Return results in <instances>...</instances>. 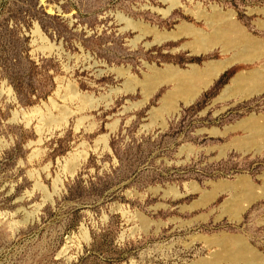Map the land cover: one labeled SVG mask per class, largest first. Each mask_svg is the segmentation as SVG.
<instances>
[{
    "label": "rangeland",
    "instance_id": "1",
    "mask_svg": "<svg viewBox=\"0 0 264 264\" xmlns=\"http://www.w3.org/2000/svg\"><path fill=\"white\" fill-rule=\"evenodd\" d=\"M262 7L264 0H0V264H213L226 245L236 248L235 237L264 264V132L251 128L264 131V90L231 83L260 68L264 77V48L195 99L181 92L186 75L176 72L201 86L204 63L233 53L197 42L179 24L213 37L207 19L231 9L264 39ZM155 27L178 35L162 39ZM62 111L72 113L67 125L57 122ZM221 181L230 188H216Z\"/></svg>",
    "mask_w": 264,
    "mask_h": 264
},
{
    "label": "bare ground",
    "instance_id": "2",
    "mask_svg": "<svg viewBox=\"0 0 264 264\" xmlns=\"http://www.w3.org/2000/svg\"><path fill=\"white\" fill-rule=\"evenodd\" d=\"M170 2V1H169ZM196 6V5H195ZM197 6H198V4H197ZM214 6V5H213ZM217 6V5H216ZM183 7L185 8V6L183 5ZM196 8V7H195ZM216 8H218V6L216 7ZM222 8V7H221ZM189 10H190V8H188ZM198 9V8H197ZM196 9V10H197ZM223 9V8H222ZM254 9V8H253ZM262 9H263V7H262ZM214 10V9H213ZM221 10V9H220ZM219 10V11H220ZM254 10H256V9H254ZM264 10V9H263ZM230 11H231V9H230ZM228 12V18H226V17H224V15L223 14H218L217 12V14L216 13H212V15L213 14H216V16L215 17H217V19L214 17V18H208L207 19V21L209 22V24L208 25H210V27L213 29V30H211V31H213V37H206V36H204L202 33H205V32H203L204 30H202L201 28H199V27H196L195 25H193V24H190V23H188V22H186V21H184V22H182L181 24H179L178 25V30H179V32H183V31H186V33H189V34H191L196 40H197V42H200V43H205V44H207V43H217V44H221V46H222V52L221 53H223V54H228L229 52H233L232 53V56H230V57H226L225 59H221V60H215V61H208V62H206V63H204L205 64V70L207 71V74H208V77H207V79L205 80V82L202 84L201 83V86H195V84H194V80L197 78L196 76H194L193 74L191 75L188 71H182L181 70V68L180 69H178L176 72L177 73H180V74H183V75H186V78H185V80H184V83L181 85V88H182V93L184 92V93H188V92H190V93H192L191 94V97L189 98V99H195L204 89H206L207 87H209V85L210 84H212L213 82H214V80L220 75V73L223 71V70H225L226 68H228L230 65H232L233 63H235V62H239V61H242V62H246V61H248V60H250V62H251V60L253 61V59H251V58H254L255 59V57H256V60H257V57H259V53L258 54H255L256 52H258V51H260L262 48H264V39H259V38H255V37H252L248 32H246L245 31V28L243 27V26H241V24L240 23H238V21L236 20V18H235V16H234V13H233V11L232 12ZM259 11V10H258ZM260 11H261V8H260ZM167 12V11H166ZM186 12H187V9H186ZM190 12V11H189ZM193 12V11H192ZM227 12H225V13H227ZM252 12H253V10H252ZM196 13H198L197 11H196ZM220 13V12H219ZM258 13V12H257ZM261 13V12H260ZM123 14V13H122ZM210 14V13H209ZM193 15H194V13H193ZM166 16V15H165ZM204 16H206V15H204ZM203 16V17H204ZM121 18V17H120ZM199 18H200V14H199ZM123 19H125V18H123ZM132 19V18H131ZM135 21V20H134ZM138 21V20H137ZM264 21V20H263ZM192 23V22H191ZM260 23V22H259ZM137 25V27H142V24L140 23V22H137V23H135L134 22V25ZM261 24H263V23H261ZM261 24H260V26H261ZM148 25V24H147ZM207 25V24H206ZM149 26V25H148ZM209 27V28H210ZM152 28V27H151ZM210 28V29H211ZM263 28V27H262ZM144 29V28H143ZM142 29V30H143ZM155 29V32L157 33V35L159 36V37H161L162 39H168V38H172V37H175V36H177L178 35V32L177 31H170V30H164V31H160L159 29H158V27H155L154 28ZM177 29V28H176ZM39 30V29H38ZM147 30V29H146ZM145 31V30H144ZM142 32V31H141ZM148 32V31H147ZM208 32V31H207ZM206 32V33H207ZM143 33V32H142ZM36 34V33H35ZM188 34V35H189ZM145 35V34H144ZM155 35V34H154ZM39 36V35H38ZM141 36V35H140ZM190 36V35H189ZM186 37V36H185ZM43 38V37H42ZM140 39V38H139ZM174 39V38H173ZM41 40H44V38L43 39H41ZM45 41V40H44ZM44 41H43V44H44ZM50 41V40H49ZM187 42H190V41H187ZM193 45H194V43H193ZM192 46V45H191ZM195 46H199V45H195ZM218 46V45H217ZM216 46V47H217ZM54 47H56L55 46V44H54ZM45 48H47V47H45ZM186 48V47H185ZM199 48V47H198ZM184 49V48H183ZM207 49V48H206ZM210 49V48H209ZM50 50V49H49ZM200 50V49H199ZM211 50H212V48H211ZM48 51V50H47ZM52 51V50H51ZM51 51H50V53H51ZM201 51V50H200ZM204 51H206V50H204ZM208 51V50H207ZM48 53H49V51H48ZM230 54V53H229ZM252 54H254V56L255 57H253V55ZM58 55V54H57ZM250 55H252V56H250ZM262 55L264 56V51H263V53H262ZM248 56L249 57H251V58H248ZM78 58V57H77ZM89 59V58H88ZM191 64H193V63H191ZM261 66V65H260ZM264 66V65H263ZM192 67H193V65H192ZM191 68V67H190ZM230 68V67H229ZM255 69V68H254ZM114 71H120L121 69L119 68V69H113ZM166 70H172V66H168V69H166ZM259 70H262L261 68L259 69ZM259 70H257V73H254V72H256L255 70H253V71H249V72H247V74L246 75H243V73L242 72H239L238 74H236L235 76H234V78L233 79H231L232 81H231V83L233 84V85H237V86H239V87H245L246 86V90L245 91H247L248 93L249 92H258V93H260L259 91H262V89L264 90V82H263V84L261 83L263 80H261V82H260V78L261 77H263V76H261V73H259V72H261V71H259ZM191 71H192V69H191ZM259 71V72H258ZM262 73H264L263 71H262ZM264 75V74H263ZM129 76V75H128ZM264 78V77H263ZM129 79V78H128ZM144 85V84H143ZM146 85V84H145ZM68 86V85H67ZM70 86H72V84L70 85ZM63 88V87H62ZM226 88V87H225ZM65 89V88H64ZM231 88H230V86H228L226 89H224V94H226V93H229L231 90H230ZM240 89V88H239ZM8 90V89H7ZM10 90V89H9ZM230 90V91H229ZM9 92V91H8ZM67 92V91H66ZM149 92H151V91H149ZM148 92V95H150L151 93H149ZM223 92V91H222ZM242 92V91H241ZM81 94V93H80ZM223 94V95H224ZM167 95V94H166ZM230 95H232V94H230ZM236 95V94H235ZM235 95H233V96H235ZM258 95V94H257ZM73 96V95H72ZM78 96V95H77ZM82 96H83V94H82ZM238 96V95H237ZM245 97V96H244ZM63 98V97H62ZM77 98V97H76ZM80 98V97H79ZM169 98V97H168ZM221 98V97H220ZM102 99H105V98H102ZM163 99H166V97L164 96V98ZM63 100H65V99H63ZM72 100V99H71ZM144 100V99H143ZM91 101H92V99H91ZM98 101V100H97ZM164 101V100H163ZM165 102H167V99L165 100ZM170 102V101H169ZM176 102V101H175ZM190 102V101H189ZM192 102V101H191ZM98 103V102H97ZM188 103V102H187ZM166 104V103H165ZM169 105V107L170 106H172V107H175V105H173V103L171 102V103H168ZM98 105V104H97ZM96 105V106H97ZM165 106H167V105H165ZM165 106H163V108L164 109H166V107ZM176 106H178V105H176ZM91 107V106H90ZM169 107H167V109L169 110ZM67 108V107H66ZM83 108H85V107H83ZM87 108V107H86ZM161 108H159V109H157L158 111L160 110ZM164 109H161V111H159V112H161V117L162 118H164L163 116H165V114L164 113H162V111H165ZM180 108H179V106H178V110H179ZM69 110V109H68ZM80 110V109H79ZM82 110V109H81ZM80 110V111H81ZM84 110V109H83ZM37 111V110H36ZM79 111V112H80ZM175 111H177V110H175ZM70 113H71V111H69ZM70 113H66V112H64L63 113V111H62V115H61V117L59 116L58 117V121L57 122H59V123H61L60 125H62L63 123H66V125H67V121H68V118L67 117H69L68 115L70 114ZM75 113V112H74ZM72 114V113H71ZM80 114V113H79ZM156 114V116L157 115H159V114H157V112L155 113ZM164 114V115H163ZM163 115V116H162ZM169 116H170V114H168ZM34 116V115H33ZM153 116H155V115H153ZM32 117V115L31 116H29V118H31ZM81 118V117H80ZM79 118V120H77V121H81L80 123H82L84 120H82V119H80ZM82 118H84V117H82ZM27 119V118H26ZM54 119V118H53ZM67 119V120H66ZM84 119H86V118H84ZM30 120V119H29ZM28 121V120H27ZM31 121V120H30ZM55 121V120H54ZM54 121H53V123H54ZM243 122H245V121H243ZM50 123H51V121H50ZM77 123V122H76ZM84 123V122H83ZM68 124H69V121H68ZM45 125H47V124H45ZM48 125H49V122H48ZM50 125H52V124H50ZM49 125V126H50ZM56 125V124H55ZM65 125V124H64ZM82 124H80L79 126H81ZM240 125V124H239ZM54 126V125H53ZM93 127H94V125H93ZM59 128V127H58ZM64 128V127H63ZM79 128V127H78ZM251 128H253L252 130L255 132L254 134H256V135H259V134H263V128H261V127H258V126H252ZM250 128V129H251ZM76 129H77V127H76ZM94 129V128H93ZM92 129V130H93ZM215 129V128H214ZM213 130V129H212ZM216 130V129H215ZM218 130V129H217ZM207 132H209V131H207ZM217 132V131H216ZM229 132V131H228ZM212 134V133H211ZM214 135V134H213ZM216 135H217V133H216ZM252 136H254L255 137V135H253V133L251 134ZM264 135V134H263ZM102 137H104V136H102ZM257 137V136H256ZM100 139V138H99ZM98 139V140H99ZM101 140V139H100ZM103 140H104V138H103ZM103 140H101L102 142H103ZM96 142V141H95ZM96 143H98V142H96ZM104 143H106V142H104ZM99 144V143H98ZM96 145V144H95ZM104 145V144H103ZM108 145H109V143H108ZM108 145H106V147H109ZM98 146V145H97ZM96 147V146H95ZM99 147V146H98ZM90 148V147H89ZM97 149V148H96ZM99 149V148H98ZM108 149V148H107ZM94 151V150H93ZM39 153V152H38ZM38 153H37V155H36V157H38L39 155H38ZM34 154H36V153H34ZM74 155L76 154L75 152L73 153ZM80 154H81V152H80ZM87 153L84 155V157H87ZM70 156V155H69ZM35 157V156H34ZM71 158H72V156H70ZM74 157V156H73ZM71 158H70V160H71ZM76 158V157H75ZM73 160H74V158H73ZM67 163H69V166H70V162H67ZM82 164V163H81ZM68 165V164H67ZM78 165H79V162H78ZM75 164H74V161H72L71 162V168L72 169H75ZM69 170H71V169H69ZM76 171V170H75ZM72 172V171H71ZM73 174V173H72ZM242 178V177H241ZM241 180V179H240ZM242 180H243V182H242ZM241 181H240V183H245V179L243 178ZM245 180V181H244ZM239 183V182H238ZM249 184V183H248ZM235 185V184H234ZM239 185V184H238ZM245 185H247V183L245 184ZM237 186V185H236ZM244 186V185H243ZM219 187V189L220 188H230V184H226L225 182H219V184H217V187L216 188H218ZM37 188V187H36ZM245 188V187H244ZM244 188H242L243 190H244ZM40 190H43V189H40ZM247 191H248V188L246 189ZM246 190H244V191H246ZM250 191V190H249ZM248 191V192H249ZM178 192V195H179V193H181V192H179V191H177ZM247 192V194H249ZM264 193V192H263ZM262 193V194H263ZM247 194H245L246 196H247ZM178 195H176V196H178ZM264 195V194H263ZM179 197H180V195H179ZM182 197V196H181ZM250 197V196H249ZM252 197H253V195H252ZM255 197H257V195L255 196ZM242 199V198H241ZM244 200V199H243ZM252 201V200H251ZM243 205H246V203H244ZM249 205V204H248ZM239 208V207H238ZM234 211V210H233ZM237 211V210H236ZM240 211H241V209H240ZM233 213V212H232ZM234 215V214H233ZM238 218V217H237ZM231 219V218H230ZM235 219V218H234ZM238 220V219H237ZM241 220V219H240ZM237 222V221H236ZM226 236V235H225ZM241 236V235H240ZM229 237H232V236H228L227 238H229ZM226 237H225V239H227ZM244 238V237H243ZM206 239H211L212 241H214L212 238H206ZM230 239V238H229ZM203 240H205V238L203 239ZM235 241H234V244L236 245V248L234 249V248H230V247H228V245H226L225 246V250H226V255H223V256H221L220 255V257L218 258V259H216L215 261L213 260V264H263V263H256L255 262V260L257 261V262H259L258 261V258H259V256L258 255H256V251H255V249H254V251L255 252H253L248 246H247V243L245 242V241H242L241 239H239V238H236L235 237V239H234ZM220 241H222V240H220ZM229 241V240H228ZM207 242V240H205V243ZM209 242V241H208ZM207 242V243H208ZM217 242V241H216ZM216 242H211L212 244L214 243H216ZM230 242V241H229ZM246 244H245V243ZM219 245H220V247L222 246V244L221 243H219V241L217 242ZM213 244V245H214ZM216 245V244H215ZM218 245V246H219ZM249 245V244H248ZM223 246H224V244H223ZM234 246V245H233ZM232 246V247H233ZM222 248V249H223ZM253 249V248H252ZM220 253V252H219ZM223 253V252H222ZM262 260V259H261ZM201 262V261H200ZM262 262H263V260H262Z\"/></svg>",
    "mask_w": 264,
    "mask_h": 264
}]
</instances>
